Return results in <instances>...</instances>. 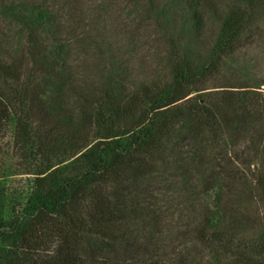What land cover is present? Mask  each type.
I'll return each instance as SVG.
<instances>
[{
  "label": "trees",
  "instance_id": "16d2710c",
  "mask_svg": "<svg viewBox=\"0 0 264 264\" xmlns=\"http://www.w3.org/2000/svg\"><path fill=\"white\" fill-rule=\"evenodd\" d=\"M182 1L192 17L183 29L201 31L198 0ZM260 8L264 0H237L224 11L216 40L200 61L191 47L176 52L169 81L132 91L124 83L117 90L104 85L96 95L74 82L62 42L46 38L49 9L2 5L0 14L28 32L37 55L26 76L22 60L0 58V135L10 132L23 160L16 164L23 169L9 174H28L15 185L0 181V264H148L134 263L143 247L132 229L144 212L139 188L145 178L158 177L173 135L189 146L191 165L219 166L208 182L214 204L207 206L199 239L227 248L248 245L264 264V228L243 244L227 225L237 211L223 201L222 165L228 156L224 137L232 145L249 138L261 165L256 185L264 201V91L207 86ZM240 158L235 152L229 162Z\"/></svg>",
  "mask_w": 264,
  "mask_h": 264
},
{
  "label": "rangeland",
  "instance_id": "374dc122",
  "mask_svg": "<svg viewBox=\"0 0 264 264\" xmlns=\"http://www.w3.org/2000/svg\"><path fill=\"white\" fill-rule=\"evenodd\" d=\"M18 2L51 11L53 21L46 38L62 42L71 77L85 94L95 90L93 97L104 85L117 90L118 84L124 83L132 91L169 81L175 54L186 46L200 61L216 40L224 11L237 0H198V12L203 14L199 32L183 29L192 17L182 0H0V7ZM167 17L173 18L172 24H167ZM33 54L36 49L28 32L0 14V58L22 60L21 73L26 76ZM220 66L209 78L208 87L228 83L264 91V8L258 10L256 21L243 33L237 50L225 56ZM72 93L70 98L75 102ZM224 138L228 156L225 161L219 160L227 166L223 169L227 172L223 201L237 211L227 225L233 226L231 232H237L243 244L249 243L264 228V201L256 185L261 165L254 159L255 148L249 138H242L236 145ZM179 140L180 135H173L168 141L164 154L167 161L157 165L161 169L158 177L141 181L144 212L132 229L143 247L134 263L263 264L248 245L227 248L199 239L207 206L214 204L215 191L208 182L217 175L219 166L199 169L191 165L186 156L189 146ZM235 152L241 158L229 162ZM21 161L10 132L0 135V181L15 185L27 176L9 174L23 169L16 166Z\"/></svg>",
  "mask_w": 264,
  "mask_h": 264
}]
</instances>
